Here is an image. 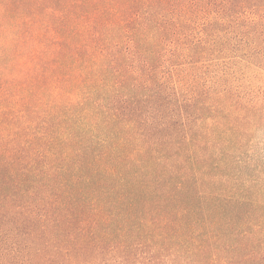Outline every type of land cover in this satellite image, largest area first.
I'll return each instance as SVG.
<instances>
[{
	"label": "trees",
	"instance_id": "16d2710c",
	"mask_svg": "<svg viewBox=\"0 0 264 264\" xmlns=\"http://www.w3.org/2000/svg\"><path fill=\"white\" fill-rule=\"evenodd\" d=\"M262 127L264 0H0V264H264Z\"/></svg>",
	"mask_w": 264,
	"mask_h": 264
},
{
	"label": "rangeland",
	"instance_id": "374dc122",
	"mask_svg": "<svg viewBox=\"0 0 264 264\" xmlns=\"http://www.w3.org/2000/svg\"><path fill=\"white\" fill-rule=\"evenodd\" d=\"M248 155L252 156L255 159L254 160L255 163H259L260 165H262V167H264V127L256 131V133H254V136L252 137V142L250 143V152L245 153L244 156H248ZM246 173L247 171L243 172L244 175ZM4 220H3V223L5 224ZM6 228H8V225H5L2 227L3 230ZM6 235L10 236L11 234H6ZM9 240H10V237L9 239L7 238L6 241H9ZM2 241H4V239H2ZM6 247L8 246H5V248Z\"/></svg>",
	"mask_w": 264,
	"mask_h": 264
}]
</instances>
